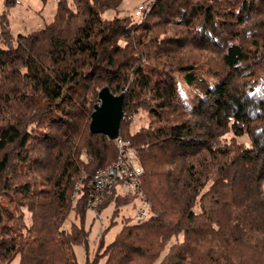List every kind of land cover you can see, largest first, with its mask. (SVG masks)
<instances>
[{"label": "trees", "instance_id": "trees-1", "mask_svg": "<svg viewBox=\"0 0 264 264\" xmlns=\"http://www.w3.org/2000/svg\"><path fill=\"white\" fill-rule=\"evenodd\" d=\"M123 2L57 0L45 27L0 32V264H82L78 245L84 264H264V0H154L143 21L104 17ZM104 86L125 92L124 116L150 114L135 132L123 118L120 136L152 216L124 217L110 242L105 228L91 257L85 186L118 155L90 131ZM135 198L100 209L114 203V223Z\"/></svg>", "mask_w": 264, "mask_h": 264}, {"label": "rangeland", "instance_id": "rangeland-1", "mask_svg": "<svg viewBox=\"0 0 264 264\" xmlns=\"http://www.w3.org/2000/svg\"><path fill=\"white\" fill-rule=\"evenodd\" d=\"M153 2L154 0H124L121 5V9L118 12L114 10L106 11L104 13V17L110 18L116 13L120 16L129 15L133 18L136 17V10L140 6L147 5L150 7ZM56 8L57 0H0V32L4 26H6L13 34V37L16 38L19 33H27L33 30L41 29L53 20ZM146 14L147 11L143 15V19L146 17ZM174 34L175 33L172 30L170 35ZM132 113L133 117L131 120H124L126 122H131L130 130L131 132H135L141 126L148 123L150 114L145 110ZM126 118H128L127 115ZM238 139L246 143L249 142L246 136L239 137ZM138 202V198H135L133 202L122 206L119 213L114 217V223H112V215L115 210L114 203L108 205L102 210L99 208L95 211L87 208L88 211L85 226L90 229L91 257H93L97 251L99 239L103 230L108 227L105 234V240L108 242L112 241L116 233L121 229L124 217H129L130 221L132 220V216L135 213ZM25 215L27 222L30 223V213L25 211ZM71 218L73 221L76 220L74 212H72ZM75 251L78 261L84 264L85 250L83 246H75ZM12 264H18V256Z\"/></svg>", "mask_w": 264, "mask_h": 264}, {"label": "built area", "instance_id": "built-area-1", "mask_svg": "<svg viewBox=\"0 0 264 264\" xmlns=\"http://www.w3.org/2000/svg\"><path fill=\"white\" fill-rule=\"evenodd\" d=\"M149 8L145 5L136 10L135 16L138 20L142 21L143 15ZM127 117L125 116L127 120H131L133 113L128 114ZM114 141L118 151L116 159L97 170L85 186L87 208L96 211L108 197L114 194L134 195L139 202L131 222L133 224L145 222L152 216V209L141 187V176L144 173V167L137 150L129 140L119 135ZM83 178H86V176ZM83 185L82 180L76 184L75 192L72 195L74 203L77 202Z\"/></svg>", "mask_w": 264, "mask_h": 264}, {"label": "water", "instance_id": "water-1", "mask_svg": "<svg viewBox=\"0 0 264 264\" xmlns=\"http://www.w3.org/2000/svg\"><path fill=\"white\" fill-rule=\"evenodd\" d=\"M125 92L114 94L108 86L99 91V102L91 114L90 131L104 134L110 140L120 135L121 121L124 118L123 102Z\"/></svg>", "mask_w": 264, "mask_h": 264}]
</instances>
